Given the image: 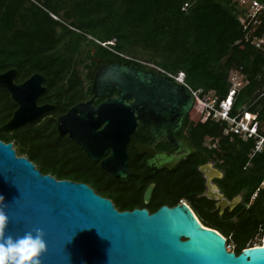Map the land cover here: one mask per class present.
Returning a JSON list of instances; mask_svg holds the SVG:
<instances>
[{
    "label": "trees",
    "instance_id": "1",
    "mask_svg": "<svg viewBox=\"0 0 264 264\" xmlns=\"http://www.w3.org/2000/svg\"><path fill=\"white\" fill-rule=\"evenodd\" d=\"M245 15L237 0H0V72L16 68V82L43 74L47 90L38 101L56 105L32 122L0 132V139L12 141L17 153L43 173L84 181L120 210L143 206L154 211L185 200L204 225L219 230L240 252L264 226V150L251 155L254 137L225 133V120L205 117L193 106L182 132L195 151L157 179L153 198L145 202L125 179L104 170L67 134L60 135L57 116L92 96L84 64L95 48L158 73L144 63L172 73L182 70L191 88L214 90L219 99L228 93L231 71L240 70L247 82L231 114L256 112L264 135V50L252 42L264 32V12L254 30L252 23H242ZM16 107L0 87V125ZM208 161L223 171L216 181L228 199L242 194L233 208L221 212L217 200L204 194L206 178L199 165Z\"/></svg>",
    "mask_w": 264,
    "mask_h": 264
},
{
    "label": "water",
    "instance_id": "2",
    "mask_svg": "<svg viewBox=\"0 0 264 264\" xmlns=\"http://www.w3.org/2000/svg\"><path fill=\"white\" fill-rule=\"evenodd\" d=\"M94 71L92 97L58 116L60 135L67 134L111 175L126 179L172 168L194 151L185 136L174 150L179 154L156 152L139 143V150L148 151L150 157L143 171L134 173L128 155L132 133L139 126L147 127L154 137L164 128L170 139L194 105L192 89L134 61L109 60ZM16 73L14 67L0 72V87L18 105L0 125V132L32 122L56 106L37 103L47 90L43 74L34 72L16 82ZM99 97L105 99L95 104ZM200 169L207 178L204 194L217 199L221 212L233 208L240 195L229 200L211 182L222 171L212 163ZM152 190L150 184L145 202ZM0 195V208L8 216L4 236L15 238L37 227L43 229L46 249L40 254V264H264V245H249L238 253L228 250L226 237L204 225L185 200L162 204L152 212L147 207L120 210L111 198L84 181L43 173L29 157L17 153L12 141L2 139Z\"/></svg>",
    "mask_w": 264,
    "mask_h": 264
},
{
    "label": "built area",
    "instance_id": "3",
    "mask_svg": "<svg viewBox=\"0 0 264 264\" xmlns=\"http://www.w3.org/2000/svg\"><path fill=\"white\" fill-rule=\"evenodd\" d=\"M243 4L246 9V15L241 17L242 23L245 26L253 24V30L260 24L261 15L264 12V2L261 0H237ZM249 36L246 37L248 39ZM252 42L264 50V32L262 35L252 36ZM149 68H156L162 73L168 74L180 83L189 86L185 81V72L180 70L176 73L167 72L161 67L153 63H144ZM230 87L225 98L219 99L214 90L203 92L202 90L192 89L194 95V105L196 106L205 117H211L215 120H225L227 126L224 130L225 133H234L241 138H248L250 136L256 139L255 145L252 149L251 155L255 152L264 150V135L259 132L258 114L252 111H244L243 113L231 114V109L236 95L247 82L243 73L240 70H232L229 75ZM264 184V179L262 185ZM255 194L253 195V197ZM258 238L252 245H264V226L259 228L255 235ZM249 246V245H248ZM228 250H232L230 244H227Z\"/></svg>",
    "mask_w": 264,
    "mask_h": 264
},
{
    "label": "flooded vegetation",
    "instance_id": "4",
    "mask_svg": "<svg viewBox=\"0 0 264 264\" xmlns=\"http://www.w3.org/2000/svg\"><path fill=\"white\" fill-rule=\"evenodd\" d=\"M93 49H94V51H93ZM93 49H92V52H91L90 57L87 59V61L84 64L85 65L84 70H85L86 77H87L88 81H90V85L92 84L93 76H94V73H95L94 69L96 68L97 65L102 64V63H104L106 61H109V60L117 59V58H114L112 56L102 55V54L96 52L95 51V48H93ZM99 58H100V60H99ZM119 60H122V59H119ZM122 61H125V60H122ZM143 68H145V67H143ZM115 93H116V91H114V94ZM99 98H100V100L97 103H95V104H98L100 101H102L103 99H105V97H99ZM80 101H84V100H79V101H77L75 103H78ZM46 102H49V101L39 102L38 99H37V103L38 104H43V103H46ZM49 103H51V102H49ZM75 103H73V104H75ZM72 105H70V106H72ZM68 108L65 111H63V112H60L58 114V116L60 114L64 113V112H66L68 110ZM58 116H57V119H58ZM184 136L187 137L182 132V127L180 129H178L173 135H171L170 136V139H168V136L165 134V129L164 128L161 129L159 132H157V135L156 136L152 137V136L149 135V132H148V128L147 127L141 128L139 126L137 128V130L134 133H132V135L130 137V140L128 142V155H129V167H130V169L134 173H137V174L141 173L143 171V169L145 168V166H146L147 159L150 157V153L148 151H140L139 150V147H138V144L139 143L142 144V145H150L152 147V149L154 151H156V152H172V153H175V154H179L181 151L176 152L174 150H175V148L178 145V141H181ZM194 151H195V148H194ZM109 153H110V151L108 150L107 151V154H109ZM206 163H212L214 167L218 168L213 161H208ZM201 165H203V164H201ZM201 165H199V168H200ZM176 166H174L172 168H167V167L162 168V169L158 170L157 172H155L154 174H152L151 176L141 177L140 179H126V178H123V179H125L129 184H131L135 188V190L137 191V193L142 194L143 200H144L145 190L147 189V187L150 184H153V190H152V193H151V196H150V200H151L153 198V196H154L155 189H156V187L158 185L157 179H159L160 176L166 174L168 170L174 169ZM220 171H222V170H220ZM203 174H204V172H203ZM204 176H205V174H204ZM222 176H223V171H222ZM222 176L214 175L212 177V179H211V182L212 183H215L218 186V188H219L220 191H221V189H220L219 185L217 184L216 178H220ZM205 178H206V176H205ZM206 186H207V178H206ZM206 189H208V186L206 187ZM223 195H224V193H223ZM238 195H240V200H239V202H240L242 200V194L240 193V194H237L236 196H238ZM106 197H108V196H106ZM109 198H111V197H109ZM229 200H231V199H229ZM112 201L115 204V206L117 207L115 201L113 199H112ZM164 204H168V203H164ZM168 205H170V204H168ZM137 207H143V206H137ZM248 245H252V244L249 243ZM232 250L235 251L236 253H238V251H236L234 249H232Z\"/></svg>",
    "mask_w": 264,
    "mask_h": 264
},
{
    "label": "clouds",
    "instance_id": "5",
    "mask_svg": "<svg viewBox=\"0 0 264 264\" xmlns=\"http://www.w3.org/2000/svg\"><path fill=\"white\" fill-rule=\"evenodd\" d=\"M7 221V214L0 208V264H40V254L46 249L43 229L37 227L15 238L4 236Z\"/></svg>",
    "mask_w": 264,
    "mask_h": 264
},
{
    "label": "rangeland",
    "instance_id": "6",
    "mask_svg": "<svg viewBox=\"0 0 264 264\" xmlns=\"http://www.w3.org/2000/svg\"><path fill=\"white\" fill-rule=\"evenodd\" d=\"M195 111H193V113H194ZM258 240V238L257 237H254L250 242H251V244L252 243H254L255 241H257ZM230 247H232V249L234 248V242H232V241H230Z\"/></svg>",
    "mask_w": 264,
    "mask_h": 264
}]
</instances>
